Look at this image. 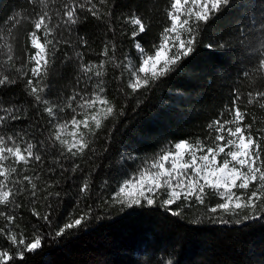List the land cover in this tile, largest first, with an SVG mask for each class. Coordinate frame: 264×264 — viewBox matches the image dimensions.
Instances as JSON below:
<instances>
[{"label": "trees", "instance_id": "16d2710c", "mask_svg": "<svg viewBox=\"0 0 264 264\" xmlns=\"http://www.w3.org/2000/svg\"><path fill=\"white\" fill-rule=\"evenodd\" d=\"M173 2L0 0V78L15 81L0 86V115H5L2 109L15 107V115L23 117L5 120L0 133L14 137L22 150L33 144L34 155L41 156L39 161L33 157L17 163L10 156L3 161L5 190L13 194L10 203L0 205V253L11 257L6 264H264V219L244 221L250 214L247 208L211 212L224 200L207 186L202 204L182 197L170 206L180 215L162 206L167 199L163 189L151 207L127 209L114 199L124 180L155 171L153 164L175 152V143L186 141L194 150L215 147V122L232 120L237 109L243 114L239 126L260 145L256 167L264 171V53L256 55L259 45L245 50L242 42L247 37L241 31L250 30L253 15L259 21L264 0H231L207 23L193 15L188 27L195 33L194 51L166 76L133 92L136 75L144 78L140 63L154 54L164 29L171 26ZM66 5L75 11V24L67 20ZM187 9L198 11L191 0H181V12ZM45 14L50 31L45 35L42 27L37 36L51 59L36 78L30 33ZM134 19L145 24L143 33ZM181 38L187 40L189 33L181 32ZM209 44L215 50L206 47ZM29 79L38 88L46 86L40 102L29 95ZM95 95L107 103H84ZM107 107L113 113L105 116ZM47 108L53 109L51 116ZM93 117L100 120L99 128ZM228 126L234 131L237 125ZM77 140L87 147L82 152L74 149L77 154L72 156L67 149ZM6 146L12 142L6 140ZM224 158L222 154L219 160ZM85 181L89 188L82 192ZM253 191L261 199L252 214L264 217L259 173L247 190L235 189L245 202ZM46 216L51 224L45 223ZM69 216L87 219L54 238ZM38 235L42 246L35 251L19 243H31Z\"/></svg>", "mask_w": 264, "mask_h": 264}, {"label": "snow or ice", "instance_id": "6c2138e0", "mask_svg": "<svg viewBox=\"0 0 264 264\" xmlns=\"http://www.w3.org/2000/svg\"><path fill=\"white\" fill-rule=\"evenodd\" d=\"M231 0H191L194 7L198 8L195 13L191 9H187L181 12V0H174L171 4L173 9L169 12V18L171 21L170 28L164 29L163 37L158 45L153 48L152 55H147L146 58L142 60L139 66V73L144 74V78L141 79L139 74L136 75V82L131 84L133 92L137 91L141 87H147L151 81H155L161 77L166 76L171 72L183 58L188 57L195 47L196 37L194 29L188 27L189 19L194 15L197 22L207 23L214 14L219 13L222 7L228 6ZM184 3H188V0H184ZM65 14L67 20L75 24L77 21L75 19V11L66 5ZM95 15V12H93ZM180 15H185L188 19L180 21ZM46 16L41 15L39 19L35 21L34 28L35 31L30 33L31 46L35 50L31 56V60L34 62V67L32 68L33 77L38 78L41 71L45 66L49 65L50 57L45 54V43H42L37 36V31L41 30L43 27L45 35L50 31L49 24L46 22ZM133 24L139 25L140 33H143L146 28L145 24L141 22L140 19H134ZM248 29L246 30L242 27L241 31L247 38L243 39L242 46L245 50L252 48L256 49V45L259 48L256 50V55L259 56L264 53V13L261 14L259 21L253 15L249 19ZM181 32L189 33V38L187 40L181 38ZM174 34V35H172ZM135 36V34H134ZM46 43H53L52 41H46ZM82 44L87 42L81 39ZM139 48V45H137ZM206 47L215 50L212 44L206 45ZM175 49L173 52L172 50ZM53 50V55H54ZM143 51L141 55H143ZM77 57L80 53H76ZM82 70L87 72L89 69L82 66ZM99 75V73H97ZM15 83L14 80H10L7 76L0 78V86L10 85ZM27 87L30 88L29 95H32L37 102H40L41 96L40 92L46 91V86L44 88H38L33 85V80L29 79L27 81ZM102 91V89H101ZM258 95H262L259 94ZM75 97H73L74 99ZM239 99V97H237ZM99 102L101 105L107 103L103 100L100 95H95L91 99H85L84 103L89 107L95 106ZM235 104V100L233 101ZM2 111L5 115H0V127H3L5 120L9 118L11 120L23 119L15 113L18 111L15 107L4 108ZM47 113L51 116L53 114L52 108L46 109ZM113 113L111 107L104 109V115L108 116ZM96 119L95 117H93ZM243 120V114L237 109L235 111L232 120L220 123L216 121L217 135L216 146L215 147H198L194 150L191 144L186 141L177 142L174 145L175 152H167L159 158V161L153 164L156 169L152 172L141 171L139 176H132L129 179L123 181L119 186L118 191L114 193V199L121 205L125 206L127 209H135L137 207L144 206H154L157 200L154 196L158 191L164 190L167 193V199L162 201V206H169L167 210L171 212L172 215H180L178 211H172L170 206L180 200L182 197L185 200L190 201L193 197L199 203L204 202V192L205 186L211 188L219 193V196L224 200L223 203L217 204L215 207L210 209L211 212L215 213L217 209H221L224 212H233L237 210H243L245 208L250 210L249 215H244L242 219L244 221L254 220V219H264V217L253 215L256 212L257 204L256 200H260L261 197L257 195V192L253 191L251 196L247 198V201L242 199L241 196H237L235 189L247 190L250 183L255 181L257 178V173H259V178L264 181V171H261L260 167L254 165L257 164L260 157V145L257 143L256 138L251 134L245 135V130L239 126V122ZM74 124L79 123L75 119ZM230 123H236V127L233 131L228 125ZM85 126H87L85 122ZM97 128L100 127V120L96 119ZM211 127V125H209ZM225 132L227 136L225 135ZM6 140L12 142V146H6ZM15 138L12 136H5L0 133V177L4 179L0 180V205H6L10 203V197L13 195L10 190L6 189L5 180H7V170L3 167V161L8 159L9 156L14 159L17 163L27 162L30 158H35L37 161L41 160L40 155H34L33 144L28 143L24 150L20 146L15 144ZM56 141L60 140V136L55 137ZM226 141V143H225ZM63 143V141H61ZM43 144V142H41ZM53 147L55 143L53 142ZM87 147L86 143H82L80 140L74 141L67 151L75 156L77 153L75 150L82 152L84 148ZM226 149H230L227 150ZM27 152V155L24 152ZM198 152H204V155H198ZM224 155L225 158L220 161L219 157ZM64 156V153H61ZM187 157V160H186ZM67 159V157H64ZM134 158V157H133ZM57 163L60 161L57 160ZM170 163V167H166ZM76 167H73L72 171H76ZM11 172H15V169H11ZM28 179V177H25ZM202 181V182H201ZM89 188L87 181L84 183V187L81 191H86ZM103 190L98 195H102ZM13 217L9 216L8 219L11 220ZM86 216H81L80 218L73 219L69 216V222L65 223L62 227L55 232V237L58 239L61 236L66 235L70 230L79 228L82 222L86 221ZM45 223L51 224V221L46 216L44 217ZM226 222V221H222ZM240 223V220L236 221ZM42 237L37 236L33 242L25 244L24 240L19 243L25 245L27 251H35L42 246ZM13 242H15V237H12ZM23 253H21V257ZM11 257L7 253H0V264H6V261L10 260ZM163 264V260L159 262Z\"/></svg>", "mask_w": 264, "mask_h": 264}, {"label": "rangeland", "instance_id": "374dc122", "mask_svg": "<svg viewBox=\"0 0 264 264\" xmlns=\"http://www.w3.org/2000/svg\"><path fill=\"white\" fill-rule=\"evenodd\" d=\"M254 166H256V165H254Z\"/></svg>", "mask_w": 264, "mask_h": 264}]
</instances>
